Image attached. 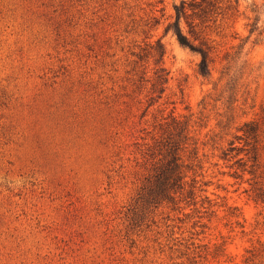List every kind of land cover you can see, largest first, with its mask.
Masks as SVG:
<instances>
[{"label": "rangeland", "instance_id": "374dc122", "mask_svg": "<svg viewBox=\"0 0 264 264\" xmlns=\"http://www.w3.org/2000/svg\"><path fill=\"white\" fill-rule=\"evenodd\" d=\"M178 2L0 0V264H264V0L180 19L209 77L164 29ZM171 115L198 158L145 206Z\"/></svg>", "mask_w": 264, "mask_h": 264}, {"label": "trees", "instance_id": "16d2710c", "mask_svg": "<svg viewBox=\"0 0 264 264\" xmlns=\"http://www.w3.org/2000/svg\"><path fill=\"white\" fill-rule=\"evenodd\" d=\"M237 2L238 0H234ZM174 17L165 25V30H172L177 42L192 51L199 54V60L197 62V71L203 77H209V45L204 40H200L195 43L191 40L181 29L180 19L184 18L189 26V31L194 33V26L192 20L187 18L192 14H196L200 19H205L209 12L215 11L214 0H179L178 3L173 5ZM190 10V12H188ZM250 11L251 16H247L250 20L246 23L248 26V36L258 30V6L252 2ZM259 33V31H258ZM156 50L159 55L163 53L162 44L159 39L155 40ZM163 68H158L155 71L157 81H165V73H160ZM159 72V73H158ZM154 85V84H153ZM162 87L159 91H162ZM244 133L253 136L255 127L251 122H245L243 124ZM159 136L155 139L156 149L163 151L165 157L162 164L154 172L152 180L141 191L139 195L140 202L147 206L157 203L161 200H173L176 194H182L186 183V176L188 171L194 164L192 161H196L198 158L197 150L198 145L196 138L190 132V123L188 120H182L176 116L171 115L169 120L161 122L159 125ZM254 137V136H253ZM189 148L187 149L186 147ZM232 147V146H231ZM187 149V155H184V150ZM226 151H223L225 154ZM195 177H192L193 181ZM188 193H193L192 190H188Z\"/></svg>", "mask_w": 264, "mask_h": 264}]
</instances>
